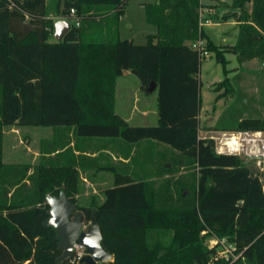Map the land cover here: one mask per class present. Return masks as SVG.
I'll return each mask as SVG.
<instances>
[{"label":"trees","instance_id":"trees-1","mask_svg":"<svg viewBox=\"0 0 264 264\" xmlns=\"http://www.w3.org/2000/svg\"><path fill=\"white\" fill-rule=\"evenodd\" d=\"M127 2L0 0V264H78L58 261L55 229L44 225L45 195L58 196L62 186L85 225L96 213L101 246L113 257L101 264H264L263 183L245 164L251 160L217 153L213 139L199 137L203 58L189 44L204 41L207 54L222 64L221 82L230 91L226 53L239 65H264V0L221 3L228 8L223 21H236L233 45L214 44L199 27L202 0L145 4V20L157 33L142 45L119 39L117 23ZM51 16L78 25L70 23L61 41H50ZM123 70L136 76L142 92L154 86L155 125L132 126L114 112ZM12 125L62 128L76 139H120L131 147L146 142L152 160L171 166L143 177L112 168L113 184L103 190V200L81 205L74 195L84 164L74 159L70 139L46 148L55 157L33 169L10 165L2 161V136ZM213 129L264 134V116H239ZM155 146L171 157L154 153ZM212 234L232 244L238 258H218L220 247L205 241Z\"/></svg>","mask_w":264,"mask_h":264},{"label":"rangeland","instance_id":"rangeland-1","mask_svg":"<svg viewBox=\"0 0 264 264\" xmlns=\"http://www.w3.org/2000/svg\"><path fill=\"white\" fill-rule=\"evenodd\" d=\"M146 1L147 0H132L128 6L124 7V14L121 17L118 34L120 39L131 40L129 38H132L133 43L142 45L147 42V36L152 35L156 28L146 23L144 11L140 4ZM203 1L205 5H210L213 11L214 9H218L216 15H214L216 17L211 19V25L204 28L209 40L216 45H233L235 42V28L237 27L228 24H215V20H219L221 23L226 22L225 20L223 21L222 18L228 13L227 8L221 6V2L216 6L215 4L211 5L209 3V1L213 2V0ZM84 27L86 28V23ZM223 38H225V40H223ZM50 41L56 40L54 37H51ZM225 59L227 60L226 69H228L227 77L230 80V91H228L227 86L225 87V84L221 82L225 78L223 66L216 60L214 54L207 55L201 61L199 70L201 106L199 136L203 138L221 139L222 132L224 131L213 129L218 122L228 124L239 116L257 117L261 114L264 116L263 63L258 60H253L239 65L235 55L228 53L225 54ZM129 80L131 93L129 94V92H127L126 95L131 99L132 106L140 107L142 105L155 104L156 91L149 93L138 92L139 97H136L137 92L135 90L139 88L138 80L133 74H129ZM120 81V84H122V80ZM119 82H117L118 86L116 85V112H119L118 102L121 96L119 92ZM129 124L141 125L136 123L135 118H132ZM149 124L153 125L155 122ZM4 129V140L2 145L3 162L9 163L10 165L26 164L33 169L37 165L45 163L47 158L55 157L53 156L54 154H50V156L45 154V149L53 146L55 143V141L53 142L55 135H58L56 130L62 128L12 125ZM63 136H65V134H63ZM66 138L67 137L64 139ZM86 145L91 151L93 147L92 140H89ZM139 149L140 146H138L135 151L137 152ZM66 157H69V155ZM74 159L77 160V157ZM78 159L85 164L87 162L86 159H89V157L81 155ZM62 161L63 159H61V162ZM245 164L253 175H257L261 178L264 191V162H261L259 166H257L254 161L245 162ZM84 171V168L78 169L79 194L74 195V198L78 203L83 205L87 204L91 199L95 202H99L100 198L103 197V188L108 184L107 178L102 180L103 186L99 188L94 185L91 186L85 182L88 181V179ZM105 175L108 177V174ZM205 241L209 246L211 237H207Z\"/></svg>","mask_w":264,"mask_h":264},{"label":"crops","instance_id":"crops-1","mask_svg":"<svg viewBox=\"0 0 264 264\" xmlns=\"http://www.w3.org/2000/svg\"><path fill=\"white\" fill-rule=\"evenodd\" d=\"M132 0H128L127 4L125 6H128L129 3ZM157 0H150L146 2H141L140 4L142 5L143 11H144V18H145V4H153ZM219 2L221 3H227L229 4L231 0H220ZM202 3L205 5L204 1L202 0ZM211 5L215 4L216 6L218 3L209 1ZM208 3V4H209ZM214 5V6H215ZM208 6V7H207ZM219 8V7H218ZM222 8V7H221ZM228 10V8H227ZM203 15L207 18L212 19L213 17H216V12L218 9H214V11L210 8V5H206L202 8ZM124 14V13H123ZM120 16L118 23H117V37L119 38V28H120V23H121V17ZM53 20V24L59 20H67L69 23H73L74 20L73 18H66V17H61V16H51ZM216 19V18H215ZM146 21V20H145ZM147 23V22H146ZM212 23V22H211ZM228 24L233 27H237L236 21L233 19L227 20L225 23H221L219 20H215V24ZM211 25V24H210ZM209 26V25H208ZM207 27V26H206ZM156 28V27H155ZM236 29V33L234 36V40L237 38V32L238 28ZM205 31V30H204ZM157 33V29H155L152 33V35H155ZM207 35V32H206ZM53 37V36H52ZM208 37V35H207ZM120 39V38H119ZM131 41H133L132 38ZM225 40V38H223ZM235 43V42H234ZM129 74H132L128 70H123L122 74L120 77L117 78L115 88H114V98H115V105H114V112L121 118L123 119L127 124H129L132 121V118H135L136 123H139L141 125H132V126H143V125H150L149 123L151 122H157V113H156V99H155V104L152 105H142V106H132V101L131 99L126 95L127 92L129 94L131 93V87H130V80H129ZM122 80V84L121 81ZM120 81V82H119ZM117 82H119V88H120V100L118 102V111H115L116 108V85ZM139 84V83H138ZM118 86V85H117ZM140 87L136 89L135 91L137 92L136 97H139L138 92H142L141 89L139 91ZM136 99V98H135ZM135 101V100H133ZM201 111V108H200ZM199 118V131H200V112L198 115ZM153 124V125H155ZM130 125V124H129ZM5 130V129H4ZM3 130V134H4ZM198 131V135H199ZM56 133L58 134L57 136L55 135V138L53 142H60L62 139L67 137V139H70V143L68 144V147L72 149V155H74V158H78L82 156H88L89 159H86L87 162L84 164V173L88 179V181H85L87 184H90L91 186H96L100 187L103 186L102 180L108 181V184L104 186L103 190L112 186L113 184V174H112V168H118L120 171H124L128 174L131 175H139L140 177L147 176V175H155V172L158 171L160 168H170L171 162L170 161H165L161 159H153L151 157V150L152 146L149 143L143 142L139 143L136 146H128L124 144L120 139H112V138H105V137H98V138H91V139H76L73 136V133L71 131L67 132L64 129H59L56 130ZM65 134V136H63ZM200 137V136H199ZM203 138V137H200ZM213 139V138H212ZM3 140H4V135L2 136V145H3ZM66 140V139H65ZM89 140H92L93 147L92 150L90 151L87 148V142ZM216 140V139H213ZM215 147L218 144V140L214 141ZM140 146V149L135 151V149ZM130 149V156L127 157L126 154L128 153V150ZM154 153L158 152L159 155L163 154L166 152L168 157H171V154L169 151H165L162 147L160 146H155L154 148ZM3 150V149H2ZM57 153V152H55ZM54 153H52L53 155ZM71 156V155H69ZM134 156V163L130 162V157ZM69 158V157H68ZM84 158V157H83ZM66 161L63 159L62 163ZM5 163V162H4ZM162 163V164H161ZM9 164V163H6ZM116 170V169H115ZM108 174V177L105 175ZM155 176H152L151 179L155 180ZM160 179V178H158ZM92 188V187H91ZM103 200V197L100 198L99 202ZM80 204V203H79ZM83 205V204H81Z\"/></svg>","mask_w":264,"mask_h":264},{"label":"water","instance_id":"water-1","mask_svg":"<svg viewBox=\"0 0 264 264\" xmlns=\"http://www.w3.org/2000/svg\"><path fill=\"white\" fill-rule=\"evenodd\" d=\"M69 29L70 23L67 20L57 21L54 23L53 37L56 41H61ZM153 88L151 84L146 92H151ZM44 202L48 205V218L44 225L54 228L59 240L58 250L61 254L58 261L64 262L72 259V246L75 243L84 247V253L78 259V264H101L113 260L112 255L101 246L102 235L95 212L90 222L85 225L81 212L66 196L64 186L58 196L46 194Z\"/></svg>","mask_w":264,"mask_h":264},{"label":"built area","instance_id":"built-area-1","mask_svg":"<svg viewBox=\"0 0 264 264\" xmlns=\"http://www.w3.org/2000/svg\"><path fill=\"white\" fill-rule=\"evenodd\" d=\"M70 15L73 17L74 10H70ZM75 25L78 22L74 19ZM211 24V19L203 15L202 9L199 16V27H206ZM191 48L198 51L202 58L208 54L204 50V41L198 40L189 43ZM217 153L231 154L241 157L244 160L254 161L257 166L264 162V134L261 132H222L221 139L215 147ZM219 246L220 250L216 256L223 258L229 263H232L238 258V254H234L235 247L226 241L225 238H217L212 234L209 247ZM73 256L71 261L77 262L84 253V247L81 244L75 243L72 246Z\"/></svg>","mask_w":264,"mask_h":264}]
</instances>
